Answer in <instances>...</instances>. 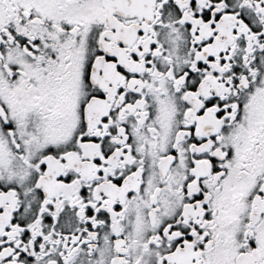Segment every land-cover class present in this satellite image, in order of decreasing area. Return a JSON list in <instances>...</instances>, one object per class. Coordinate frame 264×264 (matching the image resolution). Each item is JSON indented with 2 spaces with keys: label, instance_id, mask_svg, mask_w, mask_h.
<instances>
[{
  "label": "snow or ice",
  "instance_id": "obj_1",
  "mask_svg": "<svg viewBox=\"0 0 264 264\" xmlns=\"http://www.w3.org/2000/svg\"><path fill=\"white\" fill-rule=\"evenodd\" d=\"M0 264H264V0H0Z\"/></svg>",
  "mask_w": 264,
  "mask_h": 264
}]
</instances>
